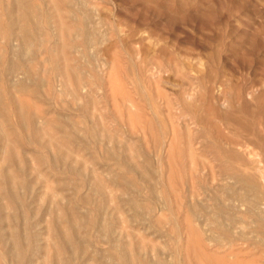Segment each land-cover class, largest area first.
Here are the masks:
<instances>
[{"label":"rangeland","instance_id":"obj_1","mask_svg":"<svg viewBox=\"0 0 264 264\" xmlns=\"http://www.w3.org/2000/svg\"><path fill=\"white\" fill-rule=\"evenodd\" d=\"M37 2L0 32V264H264V0Z\"/></svg>","mask_w":264,"mask_h":264},{"label":"bare ground","instance_id":"obj_2","mask_svg":"<svg viewBox=\"0 0 264 264\" xmlns=\"http://www.w3.org/2000/svg\"><path fill=\"white\" fill-rule=\"evenodd\" d=\"M38 1V0H37ZM36 1V2H37ZM58 1V0H57ZM57 1H55L54 0V2H56L57 3ZM35 1H33V0H28V1H23V0H8V2L7 3H2L1 2V0H0V32H2L3 34H5V36L7 35V36H9L8 38H10V34L11 33H13V32H15L14 30L17 28V36H18V40L20 41V43L23 45L25 42H26V40L27 39H29V38H34L35 37V33L37 32L36 31V29L38 30V24H37V19H38V17H37V13L35 12V3H36ZM39 2H37V4H38ZM61 4H63V3H61ZM51 6H52V3L50 4ZM56 5H58V4H56ZM38 6H40L39 4H38ZM67 6V5H66ZM36 7H37V5H36ZM38 8H40V7H38ZM52 8V7H51ZM50 8V9H51ZM59 8V7H58ZM62 8H63V6H62ZM73 9V8H72ZM40 10H41V8H40ZM45 10H47V8L45 9ZM53 10V9H52ZM38 12H39V10H37ZM51 11V10H50ZM45 12V11H44ZM52 12V11H51ZM40 13V12H39ZM50 13V12H49ZM49 13H47V14H49ZM69 13V12H68ZM61 14V13H60ZM63 14V13H62ZM46 15V14H45ZM86 15V14H85ZM40 17H42L41 15H40ZM46 17L48 18V15H46ZM50 17V16H49ZM63 17V16H62ZM64 17H66V16H64ZM49 19V18H48ZM57 21H56V29H57V31H58V33L59 34H64V33H66L67 31H68V29H67V27L62 23V21H61V17H59V16H57ZM63 19V18H62ZM82 20V19H81ZM41 21H42V19H41ZM49 21H52V20H49ZM42 22H44V23H46V21H42ZM42 22H41V25H42ZM48 23V22H47ZM53 23V22H52ZM51 23V24H52ZM46 25V24H45ZM44 25V26H45ZM47 26V25H46ZM48 27V26H47ZM53 27V26H52ZM49 29H50V27H48ZM43 31H46V28H45V30H43ZM47 32H48V30H47ZM53 32H54V30H53ZM39 33V32H38ZM46 34V36H47V33H45ZM1 36V35H0ZM6 36V37H7ZM45 36V37H46ZM2 37V36H1ZM0 37V38H1ZM47 37H49V36H47ZM8 38H6L7 40H6V45L5 44H3V45H5L7 48H9L8 46H9V41H10V39H8ZM54 38V37H53ZM34 40V39H33ZM40 40H41V37H40ZM83 40H84V43H87V36H86V34H84V37H83ZM5 41V40H4ZM37 41V40H36ZM80 41H82V40H80ZM19 47V46H18ZM46 47H47V45H46ZM49 48V47H48ZM47 48V49H48ZM65 47H63V49H64ZM20 50L18 49V51L17 52H19ZM7 51H5V53H6ZM12 53V52H11ZM14 54V53H13ZM13 54L11 55L12 56V58H13ZM37 54V53H36ZM48 54V53H47ZM86 54V53H85ZM7 55H8V53H7ZM38 55V54H37ZM37 55H36V57H37ZM49 55V54H48ZM82 55V54H81ZM6 56V55H5ZM51 56V55H50ZM50 56H49V58L48 59H50ZM3 57V56H2ZM2 57L0 56V65L3 63L2 61L4 60V59H6L7 57H9V56H7V57H5L3 60H2ZM19 57V56H18ZM7 60V59H6ZM25 60V59H24ZM53 60H54V56H53ZM50 61V60H49ZM31 62V61H30ZM52 62V61H51ZM50 62V63H51ZM4 63H5V61H4ZM3 63V64H4ZM32 63V62H31ZM53 63V62H52ZM51 63V65H53ZM56 63V62H55ZM2 64V65H3ZM8 64V63H7ZM56 66V65H55ZM1 67V66H0ZM3 67V66H2ZM25 67V66H24ZM52 67V66H51ZM53 68V67H52ZM3 69V68H2ZM15 69V68H14ZM0 70H1V68H0ZM52 70V69H51ZM6 71V70H5ZM4 71V72H5ZM64 71H65V73L66 74H68L69 72L71 73V71L70 70H68L67 69V67L65 66V69H64ZM8 72V71H7ZM2 73H3V70H2ZM2 73H1V75H2ZM5 73H3V75H4ZM22 74V73H21ZM52 74H53V71H52ZM5 76V75H4ZM24 76H25V73H24ZM57 76H59V75H57ZM1 77V76H0ZM52 77V76H51ZM61 77V76H60ZM37 78V77H36ZM67 78V77H66ZM2 79H3V76H2ZM7 79V78H6ZM23 79V78H22ZM31 79H33V78H31ZM68 79H69V77H68ZM3 80H5V78L3 79ZM26 80H28V78L26 79ZM26 80H24V81H26ZM30 80V79H29ZM35 80V79H34ZM33 80V81H34ZM71 80H73V79H71ZM7 81H8V79H7ZM20 81V80H19ZM23 81V82H24ZM32 81V80H31ZM2 82V81H1ZM5 82V81H4ZM3 82V83H4ZM35 82H38L37 80L35 81ZM8 83V82H7ZM23 83L21 82H18L17 83V85H22ZM42 84H43V82H42ZM14 85V84H13ZM25 85V84H24ZM23 85V86H24ZM29 85V84H28ZM9 86H10V84H9ZM9 86H7V87H9ZM35 86H37V85H35ZM34 85H33V87H35ZM5 88V87H4ZM13 88V87H12ZM51 88V87H50ZM6 89V88H5ZM20 89V88H19ZM32 89V90H31ZM30 90L31 91H27V92H36V90L34 91L33 90V88H31ZM39 89V88H38ZM45 89V88H44ZM54 89V88H53ZM52 89V90H53ZM6 90H8V89H6ZM10 90V89H9ZM12 90V89H11ZM21 90L23 91V92H25L26 91V88L25 87H21ZM46 90V89H45ZM40 91V90H39ZM47 91V90H46ZM45 91V92H46ZM49 92V91H48ZM47 92V93H48ZM22 93V92H21ZM44 93V92H43ZM42 93V94H43ZM47 93L46 94H44V95H47ZM50 93H52L51 92V89H50ZM10 94H11V92H10ZM54 94V93H53ZM8 95H9V93H8ZM12 95V94H11ZM35 96H36V94H35ZM41 96V95H40ZM52 96V95H51ZM11 97V96H10ZM12 97H14V96H12ZM7 98V97H6ZM15 98V97H14ZM8 99H9V97H8ZM12 99V98H11ZM44 99H46V98H44ZM10 100V99H9ZM17 100V99H16ZM13 107H14V110H15V124L19 127V128H25V125L26 124H30L31 123V119H30V117L27 115V113H26V111H24V110H22V108H21V106H19L18 105V103H15L14 101H13ZM5 106H8V105H5ZM11 106V107H12ZM0 109L2 110L3 109V105H1V103H0ZM6 110V109H5ZM4 110V111H5ZM31 111H33L32 110V108H31ZM250 113V112H249ZM253 113H254V111H253ZM253 113H252V115H253ZM4 114V113H3ZM3 117H5V116H2V118ZM33 118V117H32ZM48 118V117H47ZM36 120H38V119H36ZM41 121V120H40ZM31 125H33V124H31ZM30 125V126H31ZM13 128H14V126H12ZM11 127V128H12ZM33 127V126H32ZM54 127H56V126H54ZM248 128V127H247ZM246 128V129H247ZM31 129V128H30ZM10 130V129H9ZM14 130V129H13ZM33 130V129H32ZM31 130V131H32ZM70 130V129H69ZM15 131H16V129H15ZM60 131V130H59ZM71 131V130H70ZM88 131V130H87ZM22 132V131H21ZM85 132V131H84ZM59 133V132H58ZM250 133H253V132H250ZM15 134H16V132H15ZM18 134V133H17ZM86 134V133H85ZM87 134H88V132H87ZM82 137V136H81ZM88 137V136H87ZM14 138V137H13ZM62 138V137H61ZM90 138V137H89ZM258 138V137H257ZM256 138V139H257ZM23 140H25L24 139V137H23ZM257 140H259V139H257ZM261 141V140H260ZM26 142H27V140H26ZM66 142V141H65ZM80 142H81V140H80ZM32 143V142H31ZM79 143V142H78ZM262 144V143H261ZM64 145V144H63ZM48 148V147H47ZM49 149V148H48ZM171 149V148H170ZM10 150H12L11 148H10ZM50 151V150H49ZM48 151V152H49ZM43 152H45V154H47L46 153V151L44 150ZM9 154H11V151H9ZM62 154V153H61ZM246 154V153H245ZM253 154V153H252ZM57 155V154H56ZM106 157V156H105ZM107 157H108V154H107ZM110 157V156H109ZM254 157V156H253ZM257 157V156H256ZM252 158V157H251ZM260 158V157H259ZM105 158L103 157V160H104ZM108 160V161H107ZM107 160H104L105 162H110V160L109 159H107ZM251 160V159H250ZM259 160V159H258ZM114 161V160H113ZM63 162V161H62ZM61 162V163H62ZM245 164V163H244ZM251 164H252V162H251ZM67 165V164H66ZM246 165V164H245ZM61 169V168H60ZM260 170V169H259ZM67 171V170H66ZM260 172V171H259ZM64 174H66V172H63ZM136 173V172H135ZM67 175V174H66ZM136 175H137V173H136ZM261 175H262V173H261ZM263 177V176H262ZM256 181V180H255ZM22 201V200H21ZM23 207V206H22ZM14 208H15V206H14ZM17 210V209H16ZM192 231V230H191ZM193 233V232H192ZM188 236V235H187ZM20 237V236H19ZM188 238V237H187ZM190 238H192V237H190ZM20 240H22L21 238H19ZM29 241H31V237H30V240ZM193 241V240H192ZM22 243V242H21ZM31 243V242H30ZM23 246V245H22ZM28 246H30L29 244H28ZM2 248V247H1ZM24 248V247H23ZM28 249H30V248H28ZM66 249V248H65ZM4 251V250H3ZM29 251V250H28ZM67 252V251H66ZM28 253V252H27ZM1 254H3V253H1ZM25 254H26V250H25ZM4 255V254H3ZM2 255V256H3ZM5 259V258H4ZM18 259V258H17ZM6 260V259H5ZM24 260V259H23ZM25 261V260H24ZM24 261H22V262H24ZM5 262V261H4ZM16 262V261H15ZM1 263V262H0ZM119 263H120V261H119ZM3 264V263H2ZM121 264V263H120ZM189 264V263H188Z\"/></svg>","mask_w":264,"mask_h":264}]
</instances>
